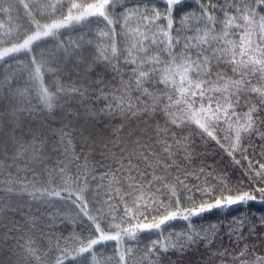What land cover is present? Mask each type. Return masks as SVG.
Masks as SVG:
<instances>
[{
    "label": "snow or ice",
    "instance_id": "6c2138e0",
    "mask_svg": "<svg viewBox=\"0 0 264 264\" xmlns=\"http://www.w3.org/2000/svg\"><path fill=\"white\" fill-rule=\"evenodd\" d=\"M160 2L163 12L154 0H80L58 20L62 4L36 0L52 23L0 53V69L36 53L0 71V264H96L108 242V264H188L194 247H215L214 227L153 240L138 261L124 245L178 219L264 203V162L250 158L264 156V0ZM69 24L83 25L78 41L58 44L54 59L37 51ZM197 138L248 162V191L220 174L197 183L208 177L194 167ZM134 218L151 222L125 227ZM236 219L239 246L255 224ZM232 264H264V252L244 243Z\"/></svg>",
    "mask_w": 264,
    "mask_h": 264
},
{
    "label": "trees",
    "instance_id": "16d2710c",
    "mask_svg": "<svg viewBox=\"0 0 264 264\" xmlns=\"http://www.w3.org/2000/svg\"><path fill=\"white\" fill-rule=\"evenodd\" d=\"M49 2L63 5L56 13V18L58 20H63L68 15L70 3H79L80 0H49ZM87 2L91 3L95 2V0H87ZM123 2H126L129 7H132L135 0H122V3ZM154 2L160 4V10L163 12V4L160 0H154ZM185 2L191 5L192 10L196 9L197 5L195 0H185ZM201 3H205V0H201ZM22 5H30L31 7L28 8L26 12L25 7H22ZM40 7H42V5L37 4L36 0H0V51L23 43L25 39L35 33V24L45 26L52 23V20H46L41 17L38 11ZM141 11H143V8H141ZM179 17L180 14L178 13L176 18L179 19ZM30 20L32 21V28L29 23ZM121 23H124L123 18H121ZM129 23L131 27H136L134 21H130ZM82 27V24H69L66 29L60 30L61 34L55 37H42L40 41L34 42V45L40 43L41 47L37 51L44 53L46 57L51 56L54 59L59 54L57 45L74 44L79 40L80 36L84 34V32L76 30ZM85 31H87V29H85ZM117 31L120 30L117 29ZM8 34H10V37ZM128 42L127 40L121 41V43L125 45ZM35 54L36 53L29 52L28 55H25L23 51L11 54L18 57V59H13L5 63L4 68L0 69V71L6 72L10 67L18 70L20 67L26 65L29 59ZM5 60H8V58L4 57L0 63H4ZM60 67H63V65L61 64ZM65 75H67V73H65ZM45 79V86L51 85L54 81H59V77H53L52 79L45 77ZM73 79H75L74 76ZM116 124L119 126V121H116ZM227 135L228 130L227 126H225V128L221 130V136ZM197 148L200 159L196 161L194 167H196L197 170H199L200 167H204L205 172L208 173L207 178L201 177L197 183L210 184L214 178H217L216 174H220L228 177L235 191L243 192L249 190L250 177L247 172V161L241 160V164L237 165L233 159L227 155L224 149H221L216 143L208 140H200L197 138ZM249 151L251 152L252 150L250 149ZM237 158L239 159L240 157ZM250 158L253 164L264 162V156H261L259 152H252ZM69 175H71V173H69ZM261 184H264V182H261ZM261 184H255L253 186L259 187ZM57 190L59 191L60 189L57 188ZM197 196L199 197L198 193ZM197 202H199V199ZM187 206L190 207V205ZM237 217L246 220L249 225L255 224V231L252 232L250 238L249 231H244L245 239L239 246L235 243V237H230V233L234 230L244 228L240 220L236 219ZM193 219L195 223L180 219L173 221L171 222L172 226L162 233L159 230L138 233L139 238L137 241H128L124 246H131L134 251H137L136 260L138 261L143 250L149 246L153 240H159L161 242L171 240L173 233L177 235L183 233L186 235L190 229H195V231L204 229L205 232H211L214 227L216 232H218V235L214 236L215 247L207 251L205 247H199V250L194 247L192 249L193 254L185 258L188 264H232L233 255L239 251V247H242L244 243H248L249 247L254 248L256 253L264 252V223H262L264 222V203L251 202L249 205L242 207L233 206L231 209L216 210ZM139 222L151 221H138L134 218L132 223L130 225H125V227L134 228L135 224ZM98 249V251L93 253L96 257V264H108L109 259L114 255L115 245L112 242H108L107 245L98 246ZM225 251L228 253L227 257L218 255V253H224ZM171 260L172 264H177L176 257H172Z\"/></svg>",
    "mask_w": 264,
    "mask_h": 264
},
{
    "label": "rangeland",
    "instance_id": "374dc122",
    "mask_svg": "<svg viewBox=\"0 0 264 264\" xmlns=\"http://www.w3.org/2000/svg\"><path fill=\"white\" fill-rule=\"evenodd\" d=\"M22 44V43H21ZM21 44H18V45H15V46H13V47H18L19 45H21ZM4 51V50H3ZM3 51H0V53H3ZM2 59H0V61H1Z\"/></svg>",
    "mask_w": 264,
    "mask_h": 264
}]
</instances>
